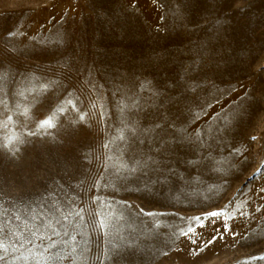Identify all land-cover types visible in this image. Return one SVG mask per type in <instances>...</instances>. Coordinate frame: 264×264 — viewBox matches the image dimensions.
<instances>
[{"label": "rangeland", "instance_id": "374dc122", "mask_svg": "<svg viewBox=\"0 0 264 264\" xmlns=\"http://www.w3.org/2000/svg\"><path fill=\"white\" fill-rule=\"evenodd\" d=\"M0 264H264V0H0Z\"/></svg>", "mask_w": 264, "mask_h": 264}, {"label": "snow or ice", "instance_id": "6c2138e0", "mask_svg": "<svg viewBox=\"0 0 264 264\" xmlns=\"http://www.w3.org/2000/svg\"><path fill=\"white\" fill-rule=\"evenodd\" d=\"M83 118L84 117L82 116L81 119H83ZM44 126L51 127V126H54V125H53L51 119H46V120H44V121L41 122V127H44ZM105 147H107V145H105ZM122 167H127V166L126 165H123ZM131 170L132 171H135L136 169L133 168ZM209 215L210 216H218V215H221V213L213 212V213H210ZM195 219L196 220H200L201 218L197 217ZM226 229H227V226H226ZM188 231L189 232H194V230L192 228H189ZM184 234L187 235V232H185ZM220 238H223L222 235H221ZM215 239H216V237H213V240H209V241L205 242L203 245L200 246L199 251H203L208 245L212 244ZM193 242H195V241H193Z\"/></svg>", "mask_w": 264, "mask_h": 264}]
</instances>
